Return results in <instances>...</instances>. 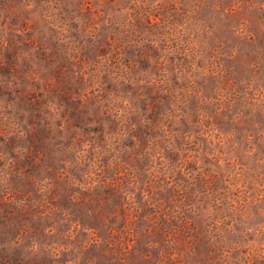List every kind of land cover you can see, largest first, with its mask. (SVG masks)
<instances>
[{"label": "rangeland", "instance_id": "rangeland-1", "mask_svg": "<svg viewBox=\"0 0 264 264\" xmlns=\"http://www.w3.org/2000/svg\"><path fill=\"white\" fill-rule=\"evenodd\" d=\"M0 264H264V0H0Z\"/></svg>", "mask_w": 264, "mask_h": 264}]
</instances>
